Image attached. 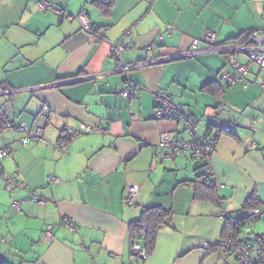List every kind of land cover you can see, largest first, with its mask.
Returning <instances> with one entry per match:
<instances>
[{"label":"crops","instance_id":"crops-1","mask_svg":"<svg viewBox=\"0 0 264 264\" xmlns=\"http://www.w3.org/2000/svg\"><path fill=\"white\" fill-rule=\"evenodd\" d=\"M51 1L83 16L101 37L79 20L39 11L33 0H0V108L14 126L44 128V141L27 147L17 132L0 134V148L13 151L2 162L3 173L17 170L22 184L12 191L0 184V263L240 264L235 255L225 259L217 246L227 225L223 211L243 216L253 196L262 216L243 226L239 237L254 248L264 235V89L253 84L264 82V70L240 55L248 72L228 85L220 75L236 73L235 57L210 50L203 38L212 31L224 44L264 31V0ZM129 28L134 37L124 53L128 65L191 52L194 41L199 53L115 72L111 43ZM72 79L81 80L64 83ZM130 83L141 90L125 98L121 92ZM158 91L185 106L199 137L216 141L210 160L216 184L200 188L199 195L201 174L190 151L157 160L163 134L190 139L183 121L155 119ZM43 105L49 118L36 121ZM215 110L222 124H233L231 131L211 126L206 115ZM80 124L101 132L73 139L68 154H60L54 144L63 130ZM49 176L59 182L47 183ZM130 184L139 186L134 207L124 203ZM157 206L173 216L141 263L129 224L144 208ZM63 217L77 223V233L61 223Z\"/></svg>","mask_w":264,"mask_h":264},{"label":"built area","instance_id":"built-area-1","mask_svg":"<svg viewBox=\"0 0 264 264\" xmlns=\"http://www.w3.org/2000/svg\"><path fill=\"white\" fill-rule=\"evenodd\" d=\"M37 5L39 11L41 12H54L60 15L63 19L68 22L74 20H79L85 31L93 34L95 37H101V35L94 30L92 25L83 16H75L67 11H64L61 7L54 4L51 0H33ZM102 3H107V0H102ZM134 34L131 28L122 31L120 37L115 43H111V58L114 64V71L119 73L127 74L131 70L138 69L144 66H148L153 63L168 61L172 59H177L181 57H189L199 53L196 50L198 47V41L193 42V47L195 50L177 55L174 57H168L163 59H157L155 61L142 62L135 65H128L124 59V53L129 49V42L133 39ZM203 43L210 47V50L222 54L233 55L235 58L231 64L232 69L235 70L234 73H229L223 71L220 78L224 80L230 86L236 85V83L248 72V67L241 64L238 56L244 55L250 63L257 65L261 70H264V31L245 33L239 38L234 39L231 42L224 44H219L218 35L215 32L209 31L205 34L203 38ZM264 89V82L255 81L253 83ZM141 90L138 85H132L123 90L121 95L125 98H130L136 96ZM219 110L213 111V113H207L206 118L208 122L216 128L219 132H229L233 129V124H222L219 119ZM50 115V109L47 105H43L35 117L36 121L46 122ZM154 117L156 120H172V121H183L184 128L190 135V139L186 140L182 137H177L175 139L170 138L168 135L163 134L158 143V150L156 152L157 160L163 162L168 159H173L176 155L183 153L184 151H190L193 158L197 162H204V167L200 171V174L208 178L211 181L207 182V186H212L215 183L213 180V168L210 165V160L216 149V141L210 136L199 137L196 134V120L186 114L185 106L180 104H175L171 97L163 92L158 91L155 95V108ZM14 131L21 134L19 140L20 145L27 147L31 144H37L44 141V128L42 126H37L36 128L29 127L25 124L14 126L9 120V113L7 110L0 108V134ZM100 129L96 127L87 126L80 124L75 128H65L61 134V140L54 144V148L60 152L62 155L68 154L70 142L83 135H90L94 133H100ZM12 149L10 146H5L0 148V184L7 190L12 191L14 188L21 187L22 184L18 181V171H15L13 176H7L3 173L1 163L10 158L12 155ZM59 180L53 176L47 178V183H58ZM222 187V186H219ZM139 193V186L136 184H130L127 186V192L124 199L125 205L129 207H134L137 203V197ZM31 200L37 202L36 196H32ZM42 203V202H40ZM20 203L18 201L13 202V207L19 209ZM248 216L251 217L253 221H257L262 216V211L260 209H252L246 212ZM221 218L227 223L231 224L233 229H238L242 218H233L223 211ZM61 223L69 229L73 234L77 233L78 227L77 223L68 217H63ZM52 226H49L46 230V238L48 240L52 239ZM145 229L140 231V236H144ZM234 231L230 232L227 237H225L220 242V253L226 259L231 255H235L241 264H256L252 249L248 245H244L238 242V239L233 234ZM133 252L137 254L139 261L144 263L148 259V255L141 245V242L136 240L133 245Z\"/></svg>","mask_w":264,"mask_h":264},{"label":"trees","instance_id":"trees-1","mask_svg":"<svg viewBox=\"0 0 264 264\" xmlns=\"http://www.w3.org/2000/svg\"><path fill=\"white\" fill-rule=\"evenodd\" d=\"M94 30L97 31L96 29H94ZM242 35H240V36H242ZM229 42H231V41H229ZM0 91H1V87H0ZM197 164H198V171H201L202 168L204 167V162H197ZM1 166H2V163H1ZM208 181H211V180L204 177L203 175H200L198 177L197 181L195 182L197 195H199L200 188H204L207 186ZM40 202H42V201L39 198H37V203H40ZM257 205H258V203H257L256 196L251 197L244 207V210H245L244 215L238 217V218H242L239 228L235 230L231 227V224L227 223V225L225 227V232H224L225 236L223 237V239L225 237H227V235L230 232L234 231L233 234L238 239L239 243L244 244V245H248L249 247H251L253 257H254L256 264H264V235L259 236L255 239L254 248L247 243H243L239 237L241 228L243 226H245L246 224H250V223L254 222L251 219V217L246 214V212L248 210L258 208ZM172 216H173L172 211L166 210L160 206L144 208L141 211L138 220L133 221L129 224V237L132 241V245L136 240L140 241L141 245L145 249L147 255L148 256L151 255L155 249V246H156V240H157V235H158L159 230L162 227L169 225V222L171 221ZM142 229H145L146 232H145L144 236L141 237L140 231ZM217 248H218V251L221 249L220 243L218 244ZM239 263H240V261H239ZM0 264H5V263H0Z\"/></svg>","mask_w":264,"mask_h":264},{"label":"water","instance_id":"water-1","mask_svg":"<svg viewBox=\"0 0 264 264\" xmlns=\"http://www.w3.org/2000/svg\"><path fill=\"white\" fill-rule=\"evenodd\" d=\"M79 80H81V79H72L71 81H66L64 83L65 84H72V83L78 82Z\"/></svg>","mask_w":264,"mask_h":264},{"label":"rangeland","instance_id":"rangeland-1","mask_svg":"<svg viewBox=\"0 0 264 264\" xmlns=\"http://www.w3.org/2000/svg\"><path fill=\"white\" fill-rule=\"evenodd\" d=\"M12 132V131H11Z\"/></svg>","mask_w":264,"mask_h":264}]
</instances>
